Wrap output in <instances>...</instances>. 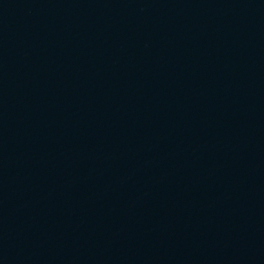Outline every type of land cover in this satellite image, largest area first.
Instances as JSON below:
<instances>
[{"label":"water","instance_id":"95a60500","mask_svg":"<svg viewBox=\"0 0 264 264\" xmlns=\"http://www.w3.org/2000/svg\"><path fill=\"white\" fill-rule=\"evenodd\" d=\"M0 264H264V0H0Z\"/></svg>","mask_w":264,"mask_h":264}]
</instances>
